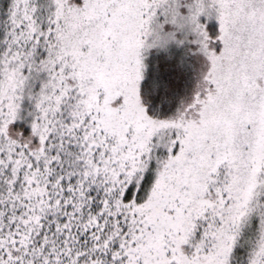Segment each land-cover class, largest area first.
Listing matches in <instances>:
<instances>
[{
    "label": "snow or ice",
    "instance_id": "6c2138e0",
    "mask_svg": "<svg viewBox=\"0 0 264 264\" xmlns=\"http://www.w3.org/2000/svg\"><path fill=\"white\" fill-rule=\"evenodd\" d=\"M0 264H264V0H0Z\"/></svg>",
    "mask_w": 264,
    "mask_h": 264
},
{
    "label": "trees",
    "instance_id": "16d2710c",
    "mask_svg": "<svg viewBox=\"0 0 264 264\" xmlns=\"http://www.w3.org/2000/svg\"><path fill=\"white\" fill-rule=\"evenodd\" d=\"M180 86H182V82H181V85Z\"/></svg>",
    "mask_w": 264,
    "mask_h": 264
}]
</instances>
